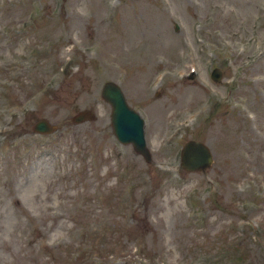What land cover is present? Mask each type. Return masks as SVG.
Wrapping results in <instances>:
<instances>
[{
    "label": "rangeland",
    "instance_id": "rangeland-1",
    "mask_svg": "<svg viewBox=\"0 0 264 264\" xmlns=\"http://www.w3.org/2000/svg\"><path fill=\"white\" fill-rule=\"evenodd\" d=\"M106 81L149 163L113 137ZM40 118L58 130L32 134ZM191 139L213 164L188 174ZM242 255L264 264V0H0V264Z\"/></svg>",
    "mask_w": 264,
    "mask_h": 264
},
{
    "label": "water",
    "instance_id": "water-1",
    "mask_svg": "<svg viewBox=\"0 0 264 264\" xmlns=\"http://www.w3.org/2000/svg\"><path fill=\"white\" fill-rule=\"evenodd\" d=\"M219 76L220 74L217 78ZM101 96L111 106V126L117 140L122 144H133L135 150L142 154L146 161H149L143 137L142 119L127 106L123 94L116 85L106 83ZM86 118H92L88 112L80 113L73 121L77 123ZM33 129L36 132L50 133L54 127H49L45 120H41L34 125ZM181 159L182 166L187 171L204 170L212 162L211 154L206 146L196 141H189L185 144Z\"/></svg>",
    "mask_w": 264,
    "mask_h": 264
},
{
    "label": "trees",
    "instance_id": "trees-1",
    "mask_svg": "<svg viewBox=\"0 0 264 264\" xmlns=\"http://www.w3.org/2000/svg\"><path fill=\"white\" fill-rule=\"evenodd\" d=\"M245 258H246V256H245V255H242V256H240V257H239V259H238V262H237V264H238L240 261L244 260Z\"/></svg>",
    "mask_w": 264,
    "mask_h": 264
}]
</instances>
